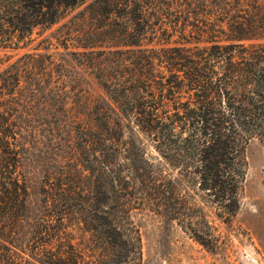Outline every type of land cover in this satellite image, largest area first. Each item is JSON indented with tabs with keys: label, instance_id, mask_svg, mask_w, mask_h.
I'll use <instances>...</instances> for the list:
<instances>
[{
	"label": "trees",
	"instance_id": "16d2710c",
	"mask_svg": "<svg viewBox=\"0 0 264 264\" xmlns=\"http://www.w3.org/2000/svg\"><path fill=\"white\" fill-rule=\"evenodd\" d=\"M69 13L0 67V264H142L143 208L215 245L264 143V0H0V48Z\"/></svg>",
	"mask_w": 264,
	"mask_h": 264
},
{
	"label": "rangeland",
	"instance_id": "374dc122",
	"mask_svg": "<svg viewBox=\"0 0 264 264\" xmlns=\"http://www.w3.org/2000/svg\"><path fill=\"white\" fill-rule=\"evenodd\" d=\"M71 13L49 28H37L32 36L34 40L27 47L0 48V67L7 66L23 52L32 50L43 37L55 32ZM58 51L62 49L58 48ZM82 74L88 82L90 92L98 94L96 80L85 72ZM33 142L25 133L19 138L21 147L29 149L25 150L23 164L29 182L30 200L34 206L40 197L45 163L31 159ZM47 142L45 141L44 146ZM144 143L145 149L155 155L148 142ZM246 156L248 169L238 211L228 222L210 214L215 234L218 235V241L213 246L201 244L178 225L166 221L149 209L132 210L131 219L141 236L142 264H264V143L252 140L247 146Z\"/></svg>",
	"mask_w": 264,
	"mask_h": 264
}]
</instances>
